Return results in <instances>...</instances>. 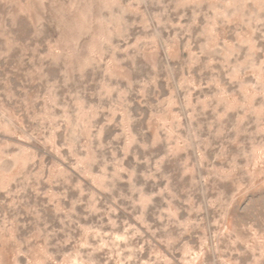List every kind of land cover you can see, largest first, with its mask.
<instances>
[{
	"label": "rangeland",
	"instance_id": "1",
	"mask_svg": "<svg viewBox=\"0 0 264 264\" xmlns=\"http://www.w3.org/2000/svg\"><path fill=\"white\" fill-rule=\"evenodd\" d=\"M0 264H264V0H0Z\"/></svg>",
	"mask_w": 264,
	"mask_h": 264
}]
</instances>
